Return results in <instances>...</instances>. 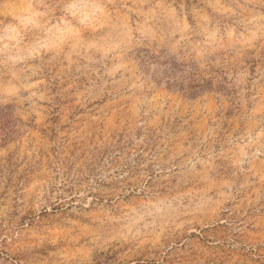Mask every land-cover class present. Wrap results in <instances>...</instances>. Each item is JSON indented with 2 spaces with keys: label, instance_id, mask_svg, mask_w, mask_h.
Instances as JSON below:
<instances>
[{
  "label": "rangeland",
  "instance_id": "1",
  "mask_svg": "<svg viewBox=\"0 0 264 264\" xmlns=\"http://www.w3.org/2000/svg\"><path fill=\"white\" fill-rule=\"evenodd\" d=\"M8 105L0 264H264V0H0Z\"/></svg>",
  "mask_w": 264,
  "mask_h": 264
},
{
  "label": "trees",
  "instance_id": "2",
  "mask_svg": "<svg viewBox=\"0 0 264 264\" xmlns=\"http://www.w3.org/2000/svg\"><path fill=\"white\" fill-rule=\"evenodd\" d=\"M13 109L11 105L0 107V145L6 144L18 133L15 127L18 119L14 116Z\"/></svg>",
  "mask_w": 264,
  "mask_h": 264
}]
</instances>
